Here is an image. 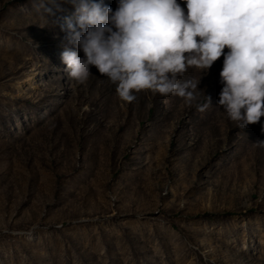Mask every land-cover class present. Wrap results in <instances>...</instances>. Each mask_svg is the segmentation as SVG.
Returning <instances> with one entry per match:
<instances>
[{
  "label": "rangeland",
  "instance_id": "1",
  "mask_svg": "<svg viewBox=\"0 0 264 264\" xmlns=\"http://www.w3.org/2000/svg\"><path fill=\"white\" fill-rule=\"evenodd\" d=\"M69 20L0 0V264H264V117L218 106L223 56L178 77L192 103H127L94 66L69 77Z\"/></svg>",
  "mask_w": 264,
  "mask_h": 264
},
{
  "label": "clouds",
  "instance_id": "2",
  "mask_svg": "<svg viewBox=\"0 0 264 264\" xmlns=\"http://www.w3.org/2000/svg\"><path fill=\"white\" fill-rule=\"evenodd\" d=\"M32 3L47 21L74 8L60 59L78 83L94 66L124 102L149 90L192 103L199 82L178 77L189 67L208 71L223 56L218 106L242 129L264 117V0H116L115 9L100 0ZM210 104L207 95L203 107ZM255 143L264 148V140Z\"/></svg>",
  "mask_w": 264,
  "mask_h": 264
}]
</instances>
